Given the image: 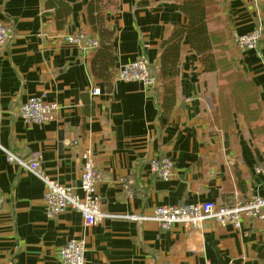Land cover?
<instances>
[{"label": "crops", "instance_id": "1", "mask_svg": "<svg viewBox=\"0 0 264 264\" xmlns=\"http://www.w3.org/2000/svg\"><path fill=\"white\" fill-rule=\"evenodd\" d=\"M49 1L0 0V21L13 32L0 54L4 148L23 159L41 152V170L79 194L82 155L91 150L104 176L97 189L103 211L113 215H151L158 206L204 202L232 206L264 197V173L254 171L264 167V130L254 131L236 110L229 112L227 130L217 122L227 74L206 72L185 39L176 105L164 118L158 85L113 82L109 92L92 74L93 51L66 41L80 33L92 37L86 21L89 0H56L72 6L63 30L56 27ZM208 2L217 59H227L254 85L264 125V0ZM182 23L186 17L175 0H118L106 13V26L115 33V73L141 59L158 73L161 43ZM258 27L259 48L237 51L234 33L246 35ZM96 89L99 95L93 94ZM31 97L59 105L53 122L24 124L20 107ZM157 157L175 163L168 181L150 171ZM0 192L6 202L0 213V264H64L58 251L72 239L85 241V264H264V221L256 219H244L240 229L211 220L194 230L131 219L87 227L72 210L50 216L44 183L9 163L1 150Z\"/></svg>", "mask_w": 264, "mask_h": 264}, {"label": "built area", "instance_id": "2", "mask_svg": "<svg viewBox=\"0 0 264 264\" xmlns=\"http://www.w3.org/2000/svg\"><path fill=\"white\" fill-rule=\"evenodd\" d=\"M13 39V32L8 25L0 21V54ZM262 39V29L257 28L246 35L234 33L232 43L237 51L246 53L257 50ZM66 41L83 51H93L98 48L99 42L95 38L80 33L68 36ZM156 70L144 59L122 66L114 75L113 82H139L148 88L158 85ZM99 95L98 89L93 91ZM59 110L57 103H47L42 97H31L20 107V117L26 126L45 125L55 120ZM76 140L71 145L76 146ZM0 150L4 152L9 163L18 165L21 169L34 175L45 185L44 200L50 216L60 215L68 210L79 213L87 227H92L106 219H131L138 222H156L162 229H170L174 225H181L188 229H198L207 221H216L220 225H232L235 229L242 227L244 219L264 221V197L254 196L232 206L218 205L214 202L182 204L175 206H158L151 215H113L103 211L102 201L98 195V186L104 181V176L98 169L96 158L91 150L82 155L84 162L80 192L64 186L49 178L40 167L42 153L34 152L27 159L4 148L1 143ZM175 163L168 157H157L150 161V171L161 180L168 181L172 177ZM256 174L264 173V167L254 169ZM6 206L5 198L0 192V213ZM86 243L83 239L67 241L58 251L59 259L64 264H85ZM206 264H211L207 262Z\"/></svg>", "mask_w": 264, "mask_h": 264}, {"label": "trees", "instance_id": "3", "mask_svg": "<svg viewBox=\"0 0 264 264\" xmlns=\"http://www.w3.org/2000/svg\"><path fill=\"white\" fill-rule=\"evenodd\" d=\"M118 0H89L87 4V25L99 42L97 49L90 56L91 70L95 78L101 80L109 92L112 91L115 75L116 54L114 31L106 26V13L117 5ZM179 11L185 15L186 23L175 24L170 36L161 43L159 71L156 74L161 98L159 108L162 117L169 118L176 105V78L181 46L187 39L190 47L200 56L206 72L220 71L230 73L226 86L219 92L220 112L217 122L227 130L231 124L230 111L236 110L244 115L248 125L258 131L264 130L261 121V106L255 93L254 85L242 74L232 70L227 59H217L212 36L208 29L210 8L208 0H175ZM47 8L55 11V23L58 30H63L72 13L71 4L52 0ZM232 66V67H231ZM220 74V75H221ZM235 77L234 81L232 79ZM264 259V254L261 255Z\"/></svg>", "mask_w": 264, "mask_h": 264}, {"label": "rangeland", "instance_id": "4", "mask_svg": "<svg viewBox=\"0 0 264 264\" xmlns=\"http://www.w3.org/2000/svg\"><path fill=\"white\" fill-rule=\"evenodd\" d=\"M231 67H232V66H231ZM232 70L235 71L234 67H232ZM227 75H228V77H229V75H231V74H230V73H227ZM235 79H236V78L233 77L232 79H229V80L234 81Z\"/></svg>", "mask_w": 264, "mask_h": 264}, {"label": "water", "instance_id": "5", "mask_svg": "<svg viewBox=\"0 0 264 264\" xmlns=\"http://www.w3.org/2000/svg\"><path fill=\"white\" fill-rule=\"evenodd\" d=\"M63 140V139H62Z\"/></svg>", "mask_w": 264, "mask_h": 264}]
</instances>
